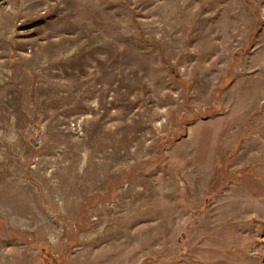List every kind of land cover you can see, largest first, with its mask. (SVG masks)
Returning a JSON list of instances; mask_svg holds the SVG:
<instances>
[{
  "label": "rangeland",
  "instance_id": "obj_1",
  "mask_svg": "<svg viewBox=\"0 0 264 264\" xmlns=\"http://www.w3.org/2000/svg\"><path fill=\"white\" fill-rule=\"evenodd\" d=\"M0 264H264V0H0Z\"/></svg>",
  "mask_w": 264,
  "mask_h": 264
},
{
  "label": "water",
  "instance_id": "obj_2",
  "mask_svg": "<svg viewBox=\"0 0 264 264\" xmlns=\"http://www.w3.org/2000/svg\"><path fill=\"white\" fill-rule=\"evenodd\" d=\"M35 144L38 145L39 144V141H36Z\"/></svg>",
  "mask_w": 264,
  "mask_h": 264
}]
</instances>
